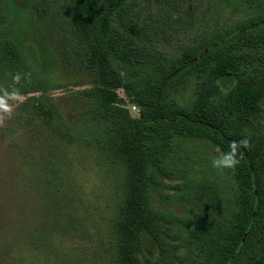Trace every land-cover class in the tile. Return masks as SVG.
Segmentation results:
<instances>
[{
  "label": "trees",
  "instance_id": "trees-1",
  "mask_svg": "<svg viewBox=\"0 0 264 264\" xmlns=\"http://www.w3.org/2000/svg\"><path fill=\"white\" fill-rule=\"evenodd\" d=\"M213 1L217 18L203 20L190 44L170 56L154 47L150 25H139L134 0H0V89L42 91L19 105L36 126L64 147L83 144L123 165L105 264H264V0ZM15 7L33 8L57 27L58 62L86 79L69 93L85 105L80 119L65 120L47 95V77L24 74L22 49L3 26ZM245 138L250 147L240 149L235 169H225L231 184L224 192L195 167L203 162L195 145L219 154ZM62 193L63 207L36 231L41 249L74 229L64 180ZM44 264L79 262L54 254Z\"/></svg>",
  "mask_w": 264,
  "mask_h": 264
},
{
  "label": "rangeland",
  "instance_id": "rangeland-1",
  "mask_svg": "<svg viewBox=\"0 0 264 264\" xmlns=\"http://www.w3.org/2000/svg\"><path fill=\"white\" fill-rule=\"evenodd\" d=\"M134 2L140 16L139 25L147 22L151 35L156 37H153L154 47L170 56H178L190 44L203 20L217 18L213 0ZM49 9L45 13L48 23L56 11L55 7ZM32 10L15 7L11 20L3 23L22 49L20 63H24V74L27 78L29 75L47 77V95L65 120L80 119L86 112L85 105L69 93L86 87V79L80 72L62 67L58 62L54 48L59 31L39 21ZM34 88L40 89L38 85ZM42 93L23 94L19 99L6 97L11 114H0V264H44L54 254L64 260L73 257L79 264H105L111 239L109 228L119 199L117 168L123 165L83 144L64 147L65 143L57 136L36 126L37 119L27 114L30 109L22 112L19 105ZM116 93L124 101L123 108L131 117H136L137 108L121 90ZM195 151L203 161L195 167L212 175L224 192H228L231 181L225 169L212 166L218 152L200 143L195 145ZM63 180L64 191L73 195L67 198L73 204L76 217L74 229L70 236H58L47 244H50L48 248L41 249L36 231L39 226L45 227L46 218L58 206L63 207ZM170 209L183 212L180 205L172 204Z\"/></svg>",
  "mask_w": 264,
  "mask_h": 264
},
{
  "label": "clouds",
  "instance_id": "clouds-1",
  "mask_svg": "<svg viewBox=\"0 0 264 264\" xmlns=\"http://www.w3.org/2000/svg\"><path fill=\"white\" fill-rule=\"evenodd\" d=\"M21 79L20 74H16L13 77V81L18 83ZM3 92V96H0V114H11V107L7 104L6 97L9 99H19L20 93L18 90H13L9 93L6 89H0ZM2 118V117H0ZM250 147V141L248 139H241L239 141H232L228 150L219 151V155L212 161V166L216 169H235L239 165L242 159V153L240 149Z\"/></svg>",
  "mask_w": 264,
  "mask_h": 264
}]
</instances>
